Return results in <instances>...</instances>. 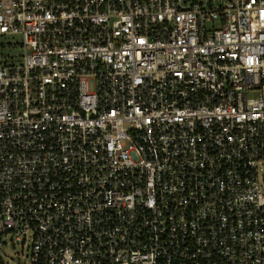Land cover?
<instances>
[{
    "label": "built area",
    "instance_id": "1",
    "mask_svg": "<svg viewBox=\"0 0 264 264\" xmlns=\"http://www.w3.org/2000/svg\"><path fill=\"white\" fill-rule=\"evenodd\" d=\"M0 264H264V0H0Z\"/></svg>",
    "mask_w": 264,
    "mask_h": 264
},
{
    "label": "rangeland",
    "instance_id": "2",
    "mask_svg": "<svg viewBox=\"0 0 264 264\" xmlns=\"http://www.w3.org/2000/svg\"><path fill=\"white\" fill-rule=\"evenodd\" d=\"M19 37L17 36H0V54L1 55H19L22 54L23 49L18 44ZM260 175L264 177V164ZM5 264H23L26 260L21 248L18 246L6 247Z\"/></svg>",
    "mask_w": 264,
    "mask_h": 264
}]
</instances>
